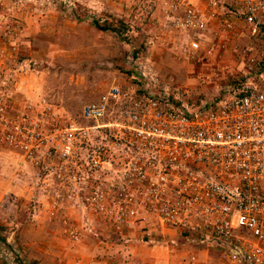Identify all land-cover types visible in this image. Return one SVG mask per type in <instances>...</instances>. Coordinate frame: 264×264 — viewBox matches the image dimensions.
I'll list each match as a JSON object with an SVG mask.
<instances>
[{
  "label": "built area",
  "instance_id": "built-area-1",
  "mask_svg": "<svg viewBox=\"0 0 264 264\" xmlns=\"http://www.w3.org/2000/svg\"><path fill=\"white\" fill-rule=\"evenodd\" d=\"M168 24L190 53L202 50L207 32L222 46L237 26L264 39V0H174ZM136 71L138 83L110 84L76 119L44 96L16 106L0 89V146L29 161L44 151L57 158L50 172L94 214L110 200L125 222L136 206L158 229L216 247L226 264H264V55L228 71L215 96L191 105L143 64Z\"/></svg>",
  "mask_w": 264,
  "mask_h": 264
},
{
  "label": "rangeland",
  "instance_id": "rangeland-1",
  "mask_svg": "<svg viewBox=\"0 0 264 264\" xmlns=\"http://www.w3.org/2000/svg\"><path fill=\"white\" fill-rule=\"evenodd\" d=\"M173 2L0 0L1 91L20 107L44 96L65 118L76 119L110 84L138 83L136 66L143 64L156 84L191 105L215 96L214 85L223 84L228 71L239 73L247 58L264 55L263 37L238 26L222 46L207 32L202 50L188 52L183 33L168 24ZM93 19L110 25L121 20L124 39L99 30ZM111 109L115 120L118 106ZM56 164L45 151L35 162L0 146V264H151L140 256L152 246L162 251L152 264H164L161 249L173 244V235L154 231L152 219H140L136 206V216L125 222L116 220L110 200L101 214L92 213L82 197L72 196L70 182L50 172ZM209 255L226 264L215 251ZM189 263L181 258L167 264Z\"/></svg>",
  "mask_w": 264,
  "mask_h": 264
},
{
  "label": "crops",
  "instance_id": "crops-1",
  "mask_svg": "<svg viewBox=\"0 0 264 264\" xmlns=\"http://www.w3.org/2000/svg\"><path fill=\"white\" fill-rule=\"evenodd\" d=\"M158 234L159 233H170L172 245H168V248H162L161 250L165 251L163 255V262L164 264H167L168 262H172L173 260H179L181 261V258H183L184 263L187 261H191L189 264H217V262L211 258V255L207 256L209 254L210 250L215 251L220 256V251L213 246L205 245V244H194L190 243V241L187 240L186 236L183 234H180L179 232H176L174 230L164 228L163 230H158L157 228L154 230ZM185 239L188 243H182ZM150 241L152 242L153 239L150 238ZM181 241V242H179ZM153 243V242H152ZM149 251V253H148ZM148 251L143 256H140L141 262L145 263H156L159 260L155 258L158 253L162 252L160 249H158L156 246H152L151 250L148 248ZM194 256V260H190L189 257ZM207 256V257H206ZM127 258H130L127 256ZM215 261V262H214Z\"/></svg>",
  "mask_w": 264,
  "mask_h": 264
},
{
  "label": "trees",
  "instance_id": "trees-1",
  "mask_svg": "<svg viewBox=\"0 0 264 264\" xmlns=\"http://www.w3.org/2000/svg\"><path fill=\"white\" fill-rule=\"evenodd\" d=\"M92 23L93 25H95V27H97L99 30H113L114 32H117L118 33V36L121 38V39H124V36H122V31H123V27H124V24L121 20H118L117 21V25L114 24V25H110L109 23H106V22H103L102 24H99L97 23L96 20H92ZM177 102V101H176Z\"/></svg>",
  "mask_w": 264,
  "mask_h": 264
}]
</instances>
